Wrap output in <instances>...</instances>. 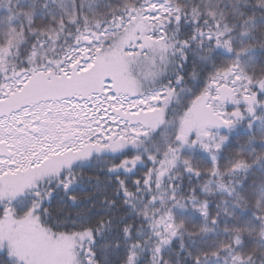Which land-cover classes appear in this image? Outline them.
<instances>
[{"label":"snow or ice","instance_id":"6c2138e0","mask_svg":"<svg viewBox=\"0 0 264 264\" xmlns=\"http://www.w3.org/2000/svg\"><path fill=\"white\" fill-rule=\"evenodd\" d=\"M0 264H264V0H0Z\"/></svg>","mask_w":264,"mask_h":264}]
</instances>
